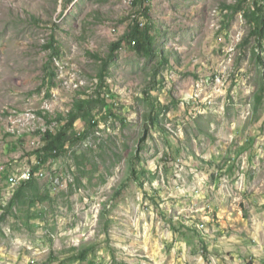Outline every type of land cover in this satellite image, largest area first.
Wrapping results in <instances>:
<instances>
[{
	"label": "rangeland",
	"instance_id": "1",
	"mask_svg": "<svg viewBox=\"0 0 264 264\" xmlns=\"http://www.w3.org/2000/svg\"><path fill=\"white\" fill-rule=\"evenodd\" d=\"M134 2L0 0V174L60 117L81 136L0 221V264H264V0Z\"/></svg>",
	"mask_w": 264,
	"mask_h": 264
},
{
	"label": "trees",
	"instance_id": "2",
	"mask_svg": "<svg viewBox=\"0 0 264 264\" xmlns=\"http://www.w3.org/2000/svg\"><path fill=\"white\" fill-rule=\"evenodd\" d=\"M141 0H135L134 6L137 7L139 2ZM241 9V8H239ZM237 12V11H236ZM254 17H256L255 21V26L253 28V33L255 35H258L260 37L263 36L264 34V12L262 11V8H258L253 11ZM126 38H130L133 40L132 44L134 43V48L139 52V53H145V54H150L151 50L150 47L152 45V40L148 36H144L141 33L140 30V24H136L134 26V29L127 35ZM124 38L119 40L118 42L114 43L111 47L112 53H115V51H118L123 44ZM49 77L50 72H48ZM79 107L83 110V106L79 105ZM167 107L162 105L159 100L155 99L152 101V113L153 115H150V118H153V122H155V125H158V119L160 118L161 113L166 112ZM91 116L89 114L84 115L85 120L88 122L90 126H95L96 121L90 118ZM78 120V116L76 115L75 112H71L68 117L59 118V122L61 124V128L57 133H53L52 131H46L43 135V144L44 147L37 152L38 160L40 164H45L50 157L52 158H57L59 157L63 152L66 150V146L68 144H73L75 141H77L81 136L76 135L75 137H72L70 135V132L73 130L75 123ZM72 139V140H71ZM75 139V140H74ZM48 153L49 156H48ZM35 168L34 172L37 171L40 167ZM132 175L139 180V174L137 170L132 171ZM0 178L4 181L8 180V173L3 171L0 174ZM37 180H32L29 182H22L18 188L15 190L13 197L10 199V201L6 204V206L3 208L4 214L1 216V220H4L6 218V215L14 208L17 206L21 205H27V199L30 201V204H35V196L38 195V192L34 193L35 190H37ZM30 193H32V198H29ZM32 204V205H33Z\"/></svg>",
	"mask_w": 264,
	"mask_h": 264
},
{
	"label": "built area",
	"instance_id": "3",
	"mask_svg": "<svg viewBox=\"0 0 264 264\" xmlns=\"http://www.w3.org/2000/svg\"><path fill=\"white\" fill-rule=\"evenodd\" d=\"M140 30H141V26H140ZM38 165H42V164H40V162H38ZM34 170L35 169H33V170L28 169V170L24 171L20 177H17V176L8 177V185H10L11 188H16L22 182H29V181H32L33 179H42V172H40V173L36 172V171L34 172Z\"/></svg>",
	"mask_w": 264,
	"mask_h": 264
}]
</instances>
